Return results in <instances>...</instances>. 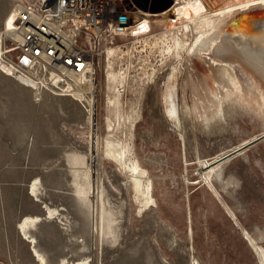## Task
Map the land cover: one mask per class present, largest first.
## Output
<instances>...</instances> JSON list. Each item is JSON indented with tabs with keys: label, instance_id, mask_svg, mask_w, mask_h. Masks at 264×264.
Here are the masks:
<instances>
[{
	"label": "rangeland",
	"instance_id": "1",
	"mask_svg": "<svg viewBox=\"0 0 264 264\" xmlns=\"http://www.w3.org/2000/svg\"><path fill=\"white\" fill-rule=\"evenodd\" d=\"M18 2L0 0V34ZM164 26L152 20L149 35L158 38L165 33L166 42L172 44L173 33L180 35L181 30L166 31ZM184 33L187 43L196 38L190 28ZM135 41L127 36L114 43L130 47ZM143 52L133 50L126 57L114 58L113 65L106 64L105 54L100 57L93 80V134L98 146L92 162L86 164L91 180L90 202L84 200L83 217L81 212L77 214L74 201L64 198L65 230L61 232L52 224L35 227L30 233L35 249L46 264H61L62 260L67 264H259L244 232L264 248V141L222 166L214 165L215 172L206 180L203 170L264 133V91H259L247 70L235 63L232 69L241 94L235 92L225 98V92L212 79L215 74L207 69L210 85L223 93L218 94V98L222 96V113H217L201 86L202 78L189 68L187 55L181 53L176 62L171 58L162 61L157 50ZM203 57L208 58L210 67L218 65L211 62L216 60L211 53ZM123 71L128 76L119 88L121 110L130 119L120 120L118 126L113 109L106 105L107 80L111 72L125 77ZM169 86L178 107L177 123L166 112ZM27 90L23 88V92ZM44 96L53 97L42 105L49 111V125L40 130L44 141L60 144L70 155L90 157L87 100L66 98V103H61V97ZM58 117L59 123L53 124ZM108 122L112 129L107 128ZM106 140L127 143L130 158L145 172L143 183L151 184L153 203L149 206L144 208L143 198H137L128 171L106 158ZM199 160L209 165L202 169ZM83 163L69 158L67 163L45 165L53 169L46 174L47 188H56L54 179L59 177L63 178V188H76L73 182L77 174L82 175ZM1 179L7 180L3 176ZM78 182L83 184V177ZM15 193L13 185L1 186L0 264H39L29 250L32 245L21 239L16 228L21 212L36 214L37 207ZM58 198L47 194L50 204L57 203ZM109 221L113 223L111 230Z\"/></svg>",
	"mask_w": 264,
	"mask_h": 264
},
{
	"label": "bare ground",
	"instance_id": "2",
	"mask_svg": "<svg viewBox=\"0 0 264 264\" xmlns=\"http://www.w3.org/2000/svg\"><path fill=\"white\" fill-rule=\"evenodd\" d=\"M239 1L240 0H174L172 7L168 10L154 14L145 12L144 14L139 12L140 9L137 8L131 0L129 3V9L131 8L129 15L131 16V19L128 22L127 27L122 29L123 31L121 32V35L123 37L128 36L129 38L136 39V41L134 42V45L132 44L130 47L116 44L107 47L105 52V58L107 60L106 64L108 65V63H110L113 65L114 58H123L122 55H125L126 57V53H129L133 50H139V52H143L144 50L147 51L150 49V53L157 50L162 61L171 58L176 62H179V59L182 57L181 53H183V55L185 54L188 57L187 60L190 64L189 68L198 74L196 75V73L193 72L197 77L200 75L202 78L203 85H200L204 89V92H206V95H208L207 98L211 104V108L214 107V112L220 113V102L222 100V96L218 98V94L222 95L223 93H221L220 89H218L219 93L214 91V88L212 87L213 85H210V78H208L209 76L207 77L205 73L207 69H210V71L212 70V73L215 74V77H212V79H216L215 83L218 85V87H221V90L225 92V98L229 94L232 95V93L234 94L235 92H240L238 80L236 79L232 69V66L235 63L240 64L245 70H247L258 86V90L260 89L259 91H264V0H244V2ZM244 11L249 12L244 17H241L240 13ZM14 14L15 8L8 14L4 21V31L0 34V46L3 44L2 39H7L14 43L20 42L19 31L16 30L14 24ZM152 20H154V23L165 25L164 30L166 31L181 30L183 32V30L190 28L191 31L196 33V38L193 41L191 40L192 42L187 43V41L184 39L186 36L185 33L182 34L180 31V35L173 33L171 38L172 44H169L166 42L168 41V36L165 35V33L162 34V37L158 38L156 36L149 35L151 33ZM128 48L129 50L127 51ZM209 53H211L213 57L216 58V60H212L211 62L214 65L218 64L217 66L213 67L212 65V67H210V62L208 63L207 61L208 58L206 57V59L203 57L204 55L207 56ZM205 64H207V68L205 67ZM175 69L176 68L172 70ZM123 72L126 73L125 77H123L124 74L121 73H108L107 80V90L109 94L107 93L108 95L106 105L110 110L113 109L112 112L114 113V116L117 120L116 122H118V126L120 120L124 122L130 119L121 110L122 95L119 88L120 86H124L123 78L128 76L127 71ZM22 81L24 83H28L27 78L22 79ZM72 81L74 82V85L79 87L77 94H74L76 101L87 100L86 102H88L89 105L88 112L90 111V157L85 159V169L81 175L84 180V185L83 187L81 186L83 191L82 193L84 194L86 202L89 203L90 201L88 199V195L91 190V180L89 168L86 166V164L92 162L95 146L96 148L98 146V138H95L93 134L95 111L93 91L95 87L93 80L87 75L83 76L81 79L78 77H73ZM32 85L39 86L33 83ZM168 88L169 90H166L167 93L165 95V106L166 112L168 114L167 116H169L171 121L177 123L179 121L177 112L178 107L172 100L170 86ZM239 99L242 98L239 97ZM261 102H264V92L261 93ZM261 106L263 107V105ZM210 119L212 120V118ZM132 125L133 123H131V126ZM107 128L112 129L111 122L107 123ZM104 153L106 158L110 159L116 164H119L123 170L128 171L137 198H143V207L145 208L149 206L150 203H153L151 198V184L149 181H144L145 183H143L145 172L141 170L138 164L130 158V150L127 143L106 140ZM198 163L202 169L209 165L206 161L201 160H199ZM222 165L223 164L219 166ZM213 166L214 165H209V169L203 170V177L205 180L209 178V175L213 171L215 172V168ZM103 215L104 212L102 211V218ZM29 220L30 219H27V222ZM24 223L26 224V222ZM25 224L21 227L23 231L22 235L26 240H28L27 238H30V236L25 234V230L27 229H25V227L28 225L25 226ZM112 224V221L108 222V230H111ZM244 235L245 239L257 256L259 264H264V248L257 245L258 243H256L247 232H244ZM30 241V243L34 245L35 240L30 238ZM33 253L39 264H46L43 256L38 253L35 248H33ZM83 263L84 262L78 261L72 264ZM61 264L67 263L65 260H62Z\"/></svg>",
	"mask_w": 264,
	"mask_h": 264
},
{
	"label": "built area",
	"instance_id": "3",
	"mask_svg": "<svg viewBox=\"0 0 264 264\" xmlns=\"http://www.w3.org/2000/svg\"><path fill=\"white\" fill-rule=\"evenodd\" d=\"M130 2L19 0L14 24L20 42L2 39L0 72L30 89L37 101L45 94L75 99L79 87L72 78L87 75L94 80L100 57L123 37L118 28L131 19ZM121 17L126 18L123 24Z\"/></svg>",
	"mask_w": 264,
	"mask_h": 264
},
{
	"label": "crops",
	"instance_id": "4",
	"mask_svg": "<svg viewBox=\"0 0 264 264\" xmlns=\"http://www.w3.org/2000/svg\"><path fill=\"white\" fill-rule=\"evenodd\" d=\"M0 85V195L1 186L13 185L17 190L16 197L18 195L25 197L37 207L36 214L28 211L21 212L16 224L21 239L27 242L29 247L32 245V248H35L30 243V238H33L30 233L35 227L52 224L61 232L65 230L66 211L62 208L64 198H71L77 206V214L80 215L81 212L82 216H85V198L81 189L84 183L78 182L81 176L77 174V180L73 182L76 188H63V178L59 177L54 179L57 184L56 188L48 189L46 174L53 169L49 170L45 165L67 163L69 158H72L74 163L80 164V162H85L86 158L82 155H70L62 150L60 144L45 142L42 138L41 128L49 125V120H47L49 111L42 105L47 103L46 99L53 97L44 96L41 101H37L36 96L30 90L23 92L25 87L2 73ZM58 99H60L59 102L66 103V98ZM58 120L59 117L55 118L53 124H58ZM89 125L91 126L90 121ZM52 137L54 138L53 134ZM2 176L7 180H2ZM49 193L59 197L57 203L50 204L47 201ZM27 219L30 220L27 222ZM24 224L28 225L25 227L26 232L24 231L30 236L28 240L22 235L21 227ZM32 248L30 247L29 250L36 258Z\"/></svg>",
	"mask_w": 264,
	"mask_h": 264
},
{
	"label": "water",
	"instance_id": "5",
	"mask_svg": "<svg viewBox=\"0 0 264 264\" xmlns=\"http://www.w3.org/2000/svg\"><path fill=\"white\" fill-rule=\"evenodd\" d=\"M132 1H133L134 5L137 8H139L140 10L154 14V13L163 12V11L171 8L174 0H132ZM248 12L249 11H244V12L240 13V16L244 17ZM238 18H239V16H238ZM125 20H126L125 17L120 18V21L122 23ZM122 29H123V26H120L118 28L119 31H122ZM261 141H264V133L260 134L259 136L252 139L248 143L241 145L239 148H237L236 150L230 152L229 154L221 157L220 159H217L211 165L224 164V163L240 156L245 151H247L248 149H250L251 147H253L254 145H256L257 143H259Z\"/></svg>",
	"mask_w": 264,
	"mask_h": 264
}]
</instances>
